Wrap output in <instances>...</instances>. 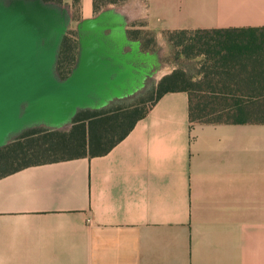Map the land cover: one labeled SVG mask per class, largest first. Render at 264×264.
<instances>
[{
	"label": "crops",
	"instance_id": "crops-1",
	"mask_svg": "<svg viewBox=\"0 0 264 264\" xmlns=\"http://www.w3.org/2000/svg\"><path fill=\"white\" fill-rule=\"evenodd\" d=\"M128 5L159 31L264 26V0ZM241 54L250 85L264 49ZM0 264H264V122H201L167 91L103 154L0 173Z\"/></svg>",
	"mask_w": 264,
	"mask_h": 264
},
{
	"label": "water",
	"instance_id": "water-1",
	"mask_svg": "<svg viewBox=\"0 0 264 264\" xmlns=\"http://www.w3.org/2000/svg\"><path fill=\"white\" fill-rule=\"evenodd\" d=\"M71 20L43 0H0V147L25 128H62L81 108H100L143 85L156 54L131 39L127 20L106 8L76 24L78 53L70 74H55Z\"/></svg>",
	"mask_w": 264,
	"mask_h": 264
},
{
	"label": "trees",
	"instance_id": "trees-1",
	"mask_svg": "<svg viewBox=\"0 0 264 264\" xmlns=\"http://www.w3.org/2000/svg\"><path fill=\"white\" fill-rule=\"evenodd\" d=\"M62 8L63 0H43ZM80 0H71L74 14L79 9ZM123 0H93L95 12H100L107 2L119 3ZM103 10V9H102ZM133 26V25H131ZM131 39L140 40L143 51L151 50V41L141 35V29L128 28ZM168 41L176 49V56L193 57V49L202 54L200 72L201 83L197 87L204 99L195 98L192 90V77L182 69L175 68L163 75L156 85V94L149 105L138 111L128 109L119 112V107L81 108L73 116L67 128H54L46 125H33L25 128L17 137L0 147V160L9 159L20 151L34 160H27L18 166L0 172L5 174L24 166L47 161H57L103 154L109 151L133 127L156 100L167 91L184 90L189 93L190 115L201 122H221L219 118H206L205 111L213 103H222L218 112L230 113L231 122H264V61L254 65L250 75V85H244L241 70L242 52L246 49H264V26L226 27L163 30ZM74 35V37L72 36ZM77 31L66 32L61 41L55 74L59 79L66 78L75 65L78 53ZM191 55V56H190ZM191 77V78H190ZM244 85V86H243ZM215 109V107H214ZM256 114L261 118L250 119ZM32 157V158H33Z\"/></svg>",
	"mask_w": 264,
	"mask_h": 264
},
{
	"label": "rangeland",
	"instance_id": "rangeland-1",
	"mask_svg": "<svg viewBox=\"0 0 264 264\" xmlns=\"http://www.w3.org/2000/svg\"><path fill=\"white\" fill-rule=\"evenodd\" d=\"M135 0H133L134 2ZM132 2V0H123L119 3H109L107 2L105 6L102 9L106 8H120L123 9L128 18L131 20L129 21L128 25L130 27L139 28L141 29V35L146 37V39H149L151 41V52L156 54V60L159 61L160 65L157 70H154V67H152L151 71L152 74L147 75L145 79L143 80V85L141 87H138L137 90H135L132 94L127 95L123 98H115L111 100V102L108 104V106L114 107V108H120L119 112H124L128 109H136L137 112L146 108L151 99L156 94V85L157 82L160 80V78L173 71L175 68L182 69L187 75L192 77V81L196 83L195 85L192 84V86L195 88L192 90L193 96L197 99L200 97V99H204L207 101V98L203 97L200 90L198 91L197 87H199L201 83V77H199L200 72V65L202 63V54H197V49H193V57H186L182 56L178 57L176 56V49L171 45V43L168 41L166 34L164 31H159L152 27L150 24L147 23V21L141 17L136 16V8L130 7L128 3ZM62 7L66 8L70 14H74V7L71 3H68L66 0H63ZM101 9V10H102ZM98 13V12H96ZM74 20H70L68 24V28L66 32H70L73 30H76V27L74 26ZM127 25V26H128ZM133 25V26H131ZM128 29V28H127ZM74 37V35L72 34ZM190 55V56H191ZM190 77V78H191ZM222 106V103H213L211 102V105L207 108L205 111L206 118H219L220 120H231V117L229 116L230 113L227 111L218 112L216 109L217 107ZM215 107V109H214ZM250 119H256L261 118V116H258L256 114L248 116ZM43 125V124H42ZM69 124L64 125L62 128H67ZM17 135L11 137L9 142L13 141ZM8 142V143H9ZM33 157V156H32ZM25 156V154L21 153L20 151H17L14 153L9 159L7 160H0V172L8 170L14 166H18L19 164L24 163L27 160H34L33 157Z\"/></svg>",
	"mask_w": 264,
	"mask_h": 264
}]
</instances>
